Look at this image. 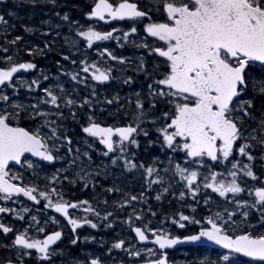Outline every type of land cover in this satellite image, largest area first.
<instances>
[{
	"label": "snow or ice",
	"instance_id": "1",
	"mask_svg": "<svg viewBox=\"0 0 264 264\" xmlns=\"http://www.w3.org/2000/svg\"><path fill=\"white\" fill-rule=\"evenodd\" d=\"M30 3L58 6L57 0H30ZM148 5L147 10H141L131 0H93L90 11L85 13L87 17L102 21L127 20L131 22L127 30L112 28L110 31H99L92 25L85 28L78 21L70 19L68 12L63 15L54 13L67 24L70 31L75 30L76 36L83 38L89 49L95 41L111 39L123 47L121 41L127 43L130 34L138 33L136 23L148 20L143 24L147 36L140 43H132L136 48L146 49L156 62L149 70L145 66L144 55L137 57L136 71L143 72L150 82L147 83L146 95H142L141 91L134 93L135 112L132 120L122 126L107 125L96 115L101 103H119L120 96H105L101 100L96 85H89L87 81L90 79L103 84L118 79L113 76L114 71H121L116 64H129L130 58L114 55L105 47L98 49V58L106 57L107 66H102L97 60L89 62L87 56L77 61L72 59L73 53L61 52L60 59L55 61L57 75L50 77L46 74L47 69L38 67L33 60L15 59L20 53L19 47L13 54H8L9 48L0 45V51L4 53L0 56V200L11 201L14 194L17 199L22 194L36 202L43 198L46 202L44 207L61 214L70 226L71 245L95 240L93 236L78 235V228L83 225L99 228L100 224L94 221L103 222L104 228H112L117 217L115 210L128 206L131 211L123 222L135 233L138 241L151 240L158 247L155 250L137 248L131 243L125 247V239H116L107 251L124 250L129 257L140 258L141 264H169L166 249L182 241L196 242L202 239L220 245L226 251L215 260L205 258L200 264H240L241 255L251 258L249 264L256 260L264 262V179L253 171L254 161L259 159L264 162V0H148ZM151 11L161 18L154 20L149 15ZM9 15L14 13L9 12ZM40 24L48 25L47 32L61 27L60 24H53L51 19L41 20ZM0 26L3 27L0 35L6 37L8 22L3 15H0ZM24 31L32 33L38 29L25 26ZM54 35L58 36L59 33ZM148 37L153 38L151 44L147 42ZM21 40L22 37L17 35L12 40L6 39V44L16 46ZM80 42L79 39L70 40L67 37L64 40L65 45L77 53ZM55 43V40L51 44L45 41L43 47L33 45L25 47L24 51L33 58L44 56ZM61 60L78 70L67 69ZM107 61L116 64H108ZM29 70H36V75L30 81L21 75L22 71ZM61 75L89 88V94L81 97L76 88H66L61 82ZM50 79L54 82L41 87L42 82ZM132 82V76L123 79L126 85ZM21 88H26L29 93L39 89L42 94L29 95L27 99L31 102H24L19 98ZM128 102L133 103L131 99ZM145 103L148 109H145ZM161 104L167 110L160 111L159 115L153 114V110ZM65 109L74 122L78 121V112H84L81 132L92 138L93 143L98 140L104 146L101 153L104 157L112 153V166H121L126 171L143 170L146 189H152L153 185L160 186L155 200L160 201L163 194L170 191L171 184L165 185V176L161 175V171L165 174L171 171L183 184L179 198L190 195L195 200L203 187L229 200L232 208L215 212L210 210L209 215L200 219L185 215L182 211L177 213L172 223L179 228H185L187 223L199 226L198 232L181 237L163 227L152 226L151 221L134 226L144 219L145 209L137 211L132 207L135 202L145 200L143 191L132 194L117 185L103 188L105 194L122 193L118 200L113 201L114 209L108 211L98 210L89 200H68L56 187L40 190L35 184H24L22 173H10V164L14 162L25 171L32 170L33 175L39 178L37 165L31 157H39L46 162L67 160L66 167L45 176L52 183L68 181L75 185L79 181L87 188L91 182L95 189L99 185L96 177L107 174V164L92 168L89 151L81 152L79 147L73 151V137L63 123L68 119L64 115ZM100 111L105 109L100 108ZM146 123L154 126L155 140L149 139L150 130L143 127ZM141 135L147 145L159 144L161 150L181 154L183 162H174L170 156L163 169L158 166L157 157H153L152 163L147 165L137 163L135 149L140 148L138 137ZM84 144L89 149L93 147L87 138ZM62 149H66L65 156L60 155ZM257 151L259 157L253 154ZM82 158H86L87 162ZM211 162H216L225 170L216 171ZM72 168L77 170L71 178L63 174ZM246 178L253 182L259 180L262 186L253 184L249 187ZM245 192L252 199L240 196ZM172 195L175 197L176 192ZM203 202L208 205L211 197L205 196ZM98 203L105 208L108 206L106 198ZM188 207L196 211L195 203ZM253 211L258 214L255 223L250 222ZM27 212L29 208L23 206L20 209L0 206V213H12L19 219H23V213ZM76 212H83L84 215H74ZM147 212L153 217L157 215L150 207ZM89 214L93 218H89ZM30 219L33 223L29 226H35L38 233L45 231L35 216ZM48 222L46 220L45 224ZM52 222L58 223L55 217ZM0 230L4 234L13 231L4 223H0ZM63 235L61 230H55L37 239L29 235L26 227L16 232L11 245L4 247L18 246L19 264H24L23 257L30 256V250H35L41 261L49 260L54 254L52 246L61 241ZM143 253L147 255L142 256ZM86 255L87 260L74 259L73 264H105L99 255ZM0 264L14 262L7 258Z\"/></svg>",
	"mask_w": 264,
	"mask_h": 264
},
{
	"label": "rangeland",
	"instance_id": "2",
	"mask_svg": "<svg viewBox=\"0 0 264 264\" xmlns=\"http://www.w3.org/2000/svg\"><path fill=\"white\" fill-rule=\"evenodd\" d=\"M22 1H25L26 4L27 3L32 4V3H30V0H22ZM135 1H137L142 6V8L144 10H147V7L149 6L148 5V0H135ZM55 8H59V5L55 6ZM51 13L52 12L47 11L46 15H49ZM149 13L152 14V15H159V14L155 13L154 11H151ZM16 18H18V17H16ZM49 19H51L52 22L60 24L61 27L62 26H66L68 28L67 24L65 22L61 21L59 19V17H57L55 15L48 16L46 20H49ZM5 20H7V22H8V18H5ZM20 20L26 22L25 18H21ZM72 20L78 21L79 24L83 25L85 28L87 26H89V25H92L97 30L103 31V30H101L99 28V25L97 23L91 21V19L89 17L87 18V20H84V21H82L81 18H73ZM147 22L148 21H139V22L136 23V26L138 28V33L137 34H130L129 41L127 43H124L123 41H121V43L123 44V47L117 45L116 41L114 39H111V40H107L108 44H105L103 47H97V49H96L97 50V55H96V59H94V60H97L98 63L101 64L102 66H107L106 65V57L104 59H99L98 58L99 57L98 49L99 50H103V48H105V47L109 48V50H111L114 55H117V56L123 55L125 57L130 58V63L129 64H124V65L116 64V62H113V61H107L108 64H116V67L121 70L120 72H116V71L113 72V76L114 77H118V79H113V82H111L110 84L107 85V86L112 87L114 89L117 88L116 91H112L113 96L114 95H119L121 99H120L119 103H115V102L113 103V104H117V108L116 107L115 108H109L106 111V114H105L106 118L108 116H110L112 118H117L118 115H119V117L123 116L125 118H128L131 121L132 120V114L135 112V104H134L135 95H134V93L136 91H141L142 95H146L147 94V83H149L150 81L146 80L145 75H144L143 72H137L136 71V66H137V63H138L137 57H139L140 55H144L145 61H146V65L145 66L149 70L152 69L153 64L156 62V59L151 54H149L146 49L136 48V46L132 43V41H136L137 43H140L141 40L144 37L147 36V34L143 31V24H145ZM45 26L48 27V25H45ZM130 27H131V23H130ZM114 28H122L124 30H127L129 27H127V26H125L123 24H116L114 26ZM68 30H69V28H68ZM71 31H73V30H71ZM7 32H10V26L9 25H8ZM56 32L59 33V29H57L55 31V33ZM114 35H116V34H114ZM27 36L31 37L29 35V33H27ZM67 38L71 40V39L74 38V35H68ZM152 39L153 38L148 37L147 42L151 44ZM27 42L29 43L31 41H27ZM60 46L61 45H58L57 47H60ZM126 46H130V47H133L135 50H139V53H136V54L135 53H129V51L126 50ZM65 49H67V48L65 46H62V50H65ZM144 50H146V52ZM0 52H2V51H0ZM70 52L73 53V55H72V59H73V57L76 56L77 52H76V50L74 51V50L68 49V53H70ZM13 53L14 52L11 51V49L9 48V53L8 54H13ZM2 54L4 55L3 52H2ZM3 55H0V56H3ZM59 57H60V55H59ZM14 58L18 60V56L14 57ZM35 58L38 59L39 56H37ZM88 60H89V62L93 61L89 56H88ZM101 62H103V63H101ZM61 63H63L65 65V67L67 69L71 70V71H77L78 70L77 68L73 67L67 61L61 60ZM43 68L47 69L46 74L50 75V77H54V76L57 75L58 69H57L56 72L53 73L52 71H50L51 68H49V67H43ZM128 70L131 71L130 74L127 73ZM32 73H33V75H36V70H32ZM133 74L142 75L141 76L142 78H138V76H133ZM21 75L23 76L24 79H27L29 81L32 79V78H29V79L27 78V72H25V73H23ZM81 75L83 76L85 74L81 73ZM126 76H132L133 77L132 84L126 85V84L123 83V79ZM52 82H54V81H52L51 79L49 81H47V82H42L41 87H46L48 83H52ZM61 82L64 83L66 88H69V89L76 88L77 91L79 92L80 96H82V94H81L82 91H84L85 94H88L89 91H90V89L89 88H85L84 85H78L75 82L70 81V79L68 77L63 76V75H61ZM92 82H94V81H91L90 79L87 81V83L89 85H92L93 84ZM68 86H71V87H68ZM124 88H126L127 90L124 93H121ZM41 94L42 93L40 92L39 89H36L35 92L29 93L26 88H21L20 91H19V98L22 101H24V102H31V101H29L27 99L29 95L38 96V95H41ZM98 96L100 98L99 94H98ZM129 99H131L133 101V103L129 104V102H128ZM101 100H103V99H101ZM120 105H123V107L121 108ZM144 107H145V109H148V104L145 103ZM100 108L105 109L103 103H101L99 105V107L97 108V110H96L97 113H98L97 116H98L99 119H100L99 113H101ZM162 110H167V109L164 108V106L161 104V105L158 106L157 109L153 110V114L159 115L160 111H162ZM63 111H64V115L66 117H68L67 120L63 121V123H64L65 127L69 130V135H71L73 137L72 148H73L74 152H75V149L77 147L80 148L81 152L89 151V154L92 157V168L93 169L96 167V165L107 164L109 166L108 169H107V174L106 175H104V174L99 175V176L102 177L103 180H111V181L114 182L115 185L119 186L123 191H127V192H130L132 194H139L140 193V189L143 190V192L145 194V200L144 201L135 202L132 205V207L136 208L137 211H139L140 209H145L144 206L145 205L147 206L146 209H145V212H144L143 221L142 222H139V221L136 222L135 223L136 225H141V223H147L148 221H151L152 222V226H154V227H157V228L163 227L167 231H170L173 235H175V233L177 232V229H176L177 226L175 224H173V223L172 224H168L167 221L165 220V218H166L165 216H163V218H164L163 220L154 219L153 216H147L148 215L147 209L149 207L151 208V206L147 204L150 199H153L156 203L160 204L165 199H170V198L174 199L175 198L179 202L186 204V206H182V207H180V209L183 208L184 210H187L191 214V216H195L197 210L195 212H193V210L190 207H188V205L194 204V203H197V202H203L205 196H210L211 197V202L208 205H205V206L208 207V211L211 210L212 212H215V211H221L224 208H229V209L232 208V204H231V202L229 200H226L223 197H219V195L217 193H213L211 189H204L203 187L201 188V191L197 194L195 200H193V198L190 195L186 196V197H184L182 199L179 198V191L182 190L183 184L181 182H179V178L178 177H174L173 176V173L171 171H169L167 174H165L163 171H161V175L165 176V185L171 184L170 191L167 192V193H164L163 197H162V199L160 201L155 200L154 197H155L156 193L161 190L160 186L153 185L152 189H146V185H145V182H144V179H143V176H142V171L143 170L126 171L121 166H112L111 165V161H110V157L112 155L111 153L109 154L108 157H104L101 154L103 150H101L98 147L96 141L93 143V140H90L87 137L79 134V129L80 128L76 127V125L74 123L78 122L80 120V116L78 115V121L74 122L71 119V117L68 115V111L66 109L63 110ZM125 113H127L128 115L126 116ZM100 120H102V119H100ZM102 121L104 123H108L105 120H102ZM118 123H120V121L116 120V121H113V122H111L109 124L118 125ZM143 127H145V128L150 130L149 139L155 140L156 139V135H155V131H154V126L151 125L150 123H146V124L143 125ZM86 138L88 139V143L89 144H93V147L91 149H89L87 147V145L84 144V140ZM142 138L145 140V138L143 136H142ZM141 140L142 139H139L140 148L139 149H135L136 158L139 157L140 159L147 160L148 161L147 164L152 163L153 157H157L158 158L157 164H158V166L161 169H163L167 165V161H168L170 156L173 158L174 162H176V161L183 162V157H182L181 154H173L167 149L161 150L160 147H159V144L147 145V142L141 143ZM141 151H142V153L140 155L139 153ZM60 154L62 156H65L66 149H62ZM82 159H84L85 162H87L86 158H82ZM95 159L98 161V162H96L97 164L94 163V161H96ZM32 161L34 162V164L37 163V161H35V160H32ZM58 163H60L59 160L56 161L55 164H58ZM137 163H139L138 160H137ZM211 163H212V165H213V167L215 168L216 171L223 172L225 170L222 166L217 165L216 162H211ZM144 164L147 165L146 163H144ZM66 166H67V160L65 159V164L64 165L60 166L58 164L55 167V169H53L52 171H50V172L46 171L45 175L46 176H50L53 172L56 171V169H63ZM154 166H157V165H154ZM76 170H77L76 168H72L68 172L63 173V174L64 175H68L71 178L72 175L76 172ZM24 171L25 170L23 169L22 170V174H23ZM36 171L37 172L38 171H45V169H43V168L39 167V165H37ZM202 171H204V170L202 169ZM253 171H254V169H253ZM99 176H97L96 179ZM221 178H224V177H221ZM201 179H202V177H201ZM139 182H143V183H139ZM48 183L50 184V188L51 187H55L54 185L57 184V183H52V182H49V181H48ZM246 183H247V186L251 187V186H253V184H255V186H256V184L260 183V181L258 180L256 182H253V181H251L250 178H246ZM77 186H78L77 184H75V185L70 184L69 185V187H72V188L77 187ZM87 188H89V189L94 191V190H97L99 188L103 189L104 185H103V183L99 182V185L95 189H93V187L91 186V182H90L89 186ZM173 192H176V196L175 197L172 195ZM99 194L100 193H98L96 195H98V197H99L100 196ZM107 194H108V196H110L112 198L111 202L108 201L107 208H105V206L103 204H99L98 203V201H100L101 199H98V201H96V202H91L93 204V206H96L98 208H100V206H103L105 210L112 211L114 209L113 201L114 200H118L122 193H107ZM229 195H231V194H229ZM240 196L242 198H244V199H252V197L248 196V194L246 192L240 194ZM167 203H169V201ZM203 204H204V202H203ZM195 205H196V209H197L198 205L197 204H195ZM0 206L12 207V208H16V209H20L21 206L29 208V212L23 213V217H24L23 219L17 218L12 213H7V217L10 218L9 223L12 222L11 223L12 226H17V223H18V225L21 226L20 228H23L21 231H23L26 227H28L29 235L31 237H33V238L39 239L40 233H38L36 231L35 226H29V225H31L33 223L31 221V219H30L31 216H35L38 221L40 219L39 211L35 207H31L29 205H25L23 203H20L18 200H13V199L11 201L0 200ZM115 211L117 213V216H122V214L124 212H127L126 216H128V213L131 211V208H129L128 206H125L122 210L116 209ZM255 215H257V213H255L253 211L252 217H254ZM126 219L127 218L125 217L124 221ZM237 219H239V216H237ZM161 221H164V223L161 224L160 223ZM169 221L172 222V218L169 219ZM39 224H40V222H39ZM113 225H115V223ZM189 226H193L194 227L196 225H192L191 223H187L185 228H188ZM197 227L199 229V226H197ZM114 232L119 233L121 238L125 239V241H127L128 243H131V239L134 238L132 236V234H131L132 233L131 229L124 222L121 223L119 225V228L115 229ZM132 243H133V240H132ZM4 245H11L9 243V239L4 238L2 240L1 246L4 247ZM133 245H135L137 248H141L142 247V246H139L137 243L136 244L133 243ZM101 246H102V244H99L97 246V243H96V245L91 250L86 252L85 254L90 253L92 251H95L98 255H100L101 252H102L101 248H100ZM5 248H6V255H8L11 258L17 259V248H18V246L5 247ZM7 248H9V249H7ZM147 248H152V247H147ZM153 249L155 250V248H153ZM118 250H121V249H118ZM223 253H224L223 251H216V250H211L210 249V250H207L206 252H202L203 256H201L198 252H194L193 253L194 256L192 257L190 251L183 250V251H179V252L175 253L176 257L172 259V263L173 264H186L187 262L191 263L193 261H196L195 263L200 264V261L205 259V258L210 259V260H215L219 255H222ZM85 254L82 257H80V258L83 259V258H85V256L88 258V256L85 255ZM180 254H183L182 257L180 256ZM142 255L146 256L147 253H143ZM27 257H29V256H27ZM239 262H240V264H249V261H246V260H244L242 258H239ZM195 263H193V264H195ZM252 264H257V263L252 262Z\"/></svg>",
	"mask_w": 264,
	"mask_h": 264
},
{
	"label": "flooded vegetation",
	"instance_id": "3",
	"mask_svg": "<svg viewBox=\"0 0 264 264\" xmlns=\"http://www.w3.org/2000/svg\"><path fill=\"white\" fill-rule=\"evenodd\" d=\"M10 173H16L14 171V168H10ZM22 177H23V183L24 184H35L39 187L40 190H45L46 188H48V186L43 184V181H41V180L34 182V181H30V180L26 179L23 175H22ZM14 182L19 183L20 181H14ZM256 186H262V185L260 183H258V184H256ZM82 189L87 190V188H84V187H82ZM62 192L64 193L65 198L68 200H85L87 198L86 197V198L77 199V198H79V196L77 195V190L69 191V190L64 189ZM20 200H23V198L20 197ZM45 203L46 202L43 201V198H39V202L37 203V206H36V209L39 211L40 226L45 229V231L43 233H40L39 239H42L44 235L50 233L51 231L61 230L64 234L63 238H62V242L58 245H55L54 247L52 246V251L54 254L50 257L49 260L41 261L40 259H38L35 250H30L31 255L29 257L24 256L23 260L24 259L27 260L28 261L27 263H29V264H34V263H36V264H67L68 260L63 259L65 257H67V258H71L70 262L73 264L74 259H79L86 252L91 250L96 245V243L98 246L99 244H101V240H103V244L100 247L102 252L99 256L105 262V264H126L125 254H127V253L125 251L118 250V249H113L111 253H108V251H107V249L111 246V244L116 239H122L121 236L119 235V233L114 232V230L119 228V225L121 223H123L124 216H117L116 220L114 222L115 225H113L112 228H104L103 222H100V221H94V222H98L100 224V227L97 229H92L88 225H83L82 227L77 229V234L80 235L81 237H83L85 235L93 236V237H95V240L94 241L90 240L87 242L79 241L77 245H71V244H69V239L72 236L70 226L67 224V222L62 217H60L56 213H54L53 209H46L44 207ZM98 210H105V209L103 206H100V208H98ZM70 212H71V210H70ZM73 214L77 215V216H83L84 215L83 212H76ZM53 217H55V220L58 221V223L52 222ZM89 218H93V217H91V215L89 214ZM257 218L252 217L250 222L255 223ZM46 220L49 221L47 224H45ZM15 234L16 233H14L12 231L8 234H5V236L7 235V237H9V240H10L11 237L14 238ZM127 243L128 242H126L125 247H127ZM7 249H9V248H7ZM58 249L62 250V252L58 251ZM90 253H92L93 255H98L95 251H92ZM129 258L132 259L134 262L141 261L140 258H136V257H129ZM126 259H128V258H126ZM242 259H244L246 261H250V260L245 259V258H242ZM59 260L62 263H60ZM255 263L264 264V263H258V262H255Z\"/></svg>",
	"mask_w": 264,
	"mask_h": 264
},
{
	"label": "trees",
	"instance_id": "4",
	"mask_svg": "<svg viewBox=\"0 0 264 264\" xmlns=\"http://www.w3.org/2000/svg\"><path fill=\"white\" fill-rule=\"evenodd\" d=\"M93 0H57V4L59 5L58 9H54V6L50 5V4H44V3H37L36 5L33 4H26L24 2L19 3L18 0H1L0 4H1V8H0V14L1 15H5L6 14V10L9 9L11 11H14L15 13H17V16L19 19L21 18H25L27 20L26 25L27 26H34L37 28L36 22L39 21L40 17L42 20H46L48 16L53 15L56 12H59L61 15H63L64 12H68L70 19H72V17H81L82 19H86L87 16L85 15L86 12L90 11V8L92 6ZM21 5V8H19L18 6ZM47 11L52 12L49 15H46ZM16 18L15 16L10 17V22H14V23H19L18 26L21 27L20 25V21L19 19H17L16 21H14L13 19ZM47 26L44 25V28L42 29V32H40V36H38L33 43L30 44H44L45 41H48L49 44H51V42L53 40L56 41L55 45H61L64 46V40L65 37H67L68 35H71V31L68 30V28L66 26H62L59 29V35L56 36L54 35L55 31L57 30V28H53V30L51 32H47ZM38 29V28H37ZM0 32H2V29L0 28ZM39 31H35L30 33L31 36H37ZM46 32V35H42V33ZM8 35L11 37V34L8 33ZM21 36L22 35L20 33H16L15 36ZM14 36V37H15ZM20 42V41H19ZM18 42V44L15 46L16 48L19 47L20 48V52L24 55V58H22V60H33V57H30L26 52L24 53V50L22 52V49L20 47V43ZM0 43H5V36L4 35H0ZM30 44H28V47H31ZM54 51V54H53ZM56 52H57V48H55L54 46L52 47L51 51H48L44 56H40V61H35V63L37 65H43V66H54V61L56 60ZM62 52L64 53H68L66 50H62ZM34 62V61H33ZM105 90H107L106 88H104ZM105 96L109 97V95L105 94ZM113 105H107V108H111ZM106 111H103L99 114L100 119L105 120V121H113V120H117L120 121L122 124H126L129 122L128 118H125L123 116H120L116 119L111 118L110 116H108L107 118L105 117ZM81 113V121L82 123H84V112H80ZM77 127H80V125H78ZM260 153H256L255 156L259 157ZM259 159H257L256 161H258ZM262 161L259 160V163H261ZM256 171L260 174V175H264V172H262V168L259 167L258 169H256ZM86 196H90L87 193L84 194ZM152 203V210H157L160 206L162 207V212H170L172 209H176V205H174V202L168 203L167 205V201H163L162 205H158L157 203H154L153 201H151ZM175 206V208H174ZM200 208H203V210L205 209V206L203 207L202 205H200ZM208 213L205 212L201 213V215L199 217H203V216H207ZM198 229H196L193 226L188 227L186 230L183 229H179V231L182 234H188V233H194L197 232ZM7 259V256L4 254L3 250L1 251L0 254V261H3Z\"/></svg>",
	"mask_w": 264,
	"mask_h": 264
},
{
	"label": "water",
	"instance_id": "5",
	"mask_svg": "<svg viewBox=\"0 0 264 264\" xmlns=\"http://www.w3.org/2000/svg\"><path fill=\"white\" fill-rule=\"evenodd\" d=\"M93 19H95V20H99V18H93ZM100 21H102V20H100ZM112 21H115V20H106V21H102V22L110 23V22H112ZM27 155L30 156V154H27ZM33 158H36V159L41 160L39 157H33ZM11 164L15 165L14 162H11ZM11 164H10V165H11ZM33 202H34V201H33ZM0 215H2V213H0ZM134 234H135V233H134ZM59 242H60V241H57L56 244L59 243ZM138 242H139L140 244H152V245H153V243H152L151 240H149V241H144V242H140V241H138ZM56 244H55V245H56ZM191 245H205V246L212 247V248H222V246H220V245H216V244L213 243V242L207 241L206 239H202L201 241H196V242L182 241V242L178 243L177 245H174V246H172L171 248L166 249V251H167V250H172V249H175V248H178V247H182V246H191ZM157 247H158V246H157ZM222 249H223V248H222ZM258 261H259V260H258ZM14 264H19V263H15V262H14ZM140 264H141V263H140Z\"/></svg>",
	"mask_w": 264,
	"mask_h": 264
},
{
	"label": "bare ground",
	"instance_id": "6",
	"mask_svg": "<svg viewBox=\"0 0 264 264\" xmlns=\"http://www.w3.org/2000/svg\"><path fill=\"white\" fill-rule=\"evenodd\" d=\"M23 50L24 49H22V52H23ZM24 53H25V51H24ZM58 244H60V243H57L56 245H58ZM54 247V246H53ZM88 258L85 256V258H83V259H81V258H79V260H87ZM125 262H126V264H129L130 262L128 261V260H125Z\"/></svg>",
	"mask_w": 264,
	"mask_h": 264
}]
</instances>
